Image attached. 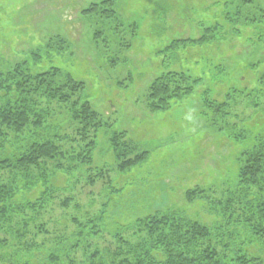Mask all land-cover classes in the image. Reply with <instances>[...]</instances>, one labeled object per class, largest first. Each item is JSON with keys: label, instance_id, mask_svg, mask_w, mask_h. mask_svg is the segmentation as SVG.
Returning a JSON list of instances; mask_svg holds the SVG:
<instances>
[{"label": "trees", "instance_id": "16d2710c", "mask_svg": "<svg viewBox=\"0 0 264 264\" xmlns=\"http://www.w3.org/2000/svg\"><path fill=\"white\" fill-rule=\"evenodd\" d=\"M209 1L212 6L207 10L212 12L204 17L214 20L200 19L198 34L173 40L167 46L171 53L222 45L241 36L246 26L255 27L253 35L264 36V0ZM108 2L113 0L94 2L83 12L115 14L100 8ZM188 72L169 69L156 77L149 86L147 109L167 110L192 95L204 79ZM84 87L83 81L59 68L34 73L20 62L0 71V264H16L13 259L19 257L25 260L18 264L264 263V132L241 152L237 185L223 191V197L210 199L213 191L199 186L186 191L187 202L206 201V211L217 217L213 224L175 210L129 221L127 213L138 203H120L123 195L94 213L90 202L83 210L79 195L98 183L113 184L111 169L93 162L97 131L106 127L117 160L113 169L120 173L142 165L149 152L126 140L124 131L113 130L89 101L74 98ZM234 95L235 91L228 93L221 102L204 100L215 124L223 118L234 127L228 120L238 115ZM55 104L69 112L66 126L56 120ZM247 131L235 137L245 138ZM66 175L71 182L62 186ZM116 214L115 224L127 231L105 232ZM98 233L101 238L94 237Z\"/></svg>", "mask_w": 264, "mask_h": 264}, {"label": "rangeland", "instance_id": "374dc122", "mask_svg": "<svg viewBox=\"0 0 264 264\" xmlns=\"http://www.w3.org/2000/svg\"><path fill=\"white\" fill-rule=\"evenodd\" d=\"M101 1L0 0V71L26 62L34 73L59 68L71 74L85 83L74 98L89 101L113 130L124 131L126 140L149 152L142 165L120 173L113 169L117 160L109 133L106 127L99 129L93 162L111 169L113 184L86 187L79 195L83 210L89 202L94 213L104 210L106 203L109 208L123 195L120 203H138L127 213L129 221L175 210L213 224L217 217L206 211V201L187 202L185 193L199 186L213 191L210 199L223 197V191L237 185L241 152L264 132V36L253 35L255 27L246 26L241 36L222 45L180 48L183 54L176 56L167 46L177 38L196 36L199 20L212 12L207 10L212 1L113 0L100 8L115 14L83 12ZM169 69L189 71L204 81L172 108L148 110L150 84ZM233 91L238 115L228 120L234 127L219 117L215 124L204 100L221 102ZM63 108L54 105L56 120L66 126L71 119ZM247 128L245 138L235 137ZM70 182L66 175L61 185ZM90 190L93 195L87 194ZM116 219L117 214L109 218L105 232L127 231ZM14 259L16 264L25 260Z\"/></svg>", "mask_w": 264, "mask_h": 264}]
</instances>
